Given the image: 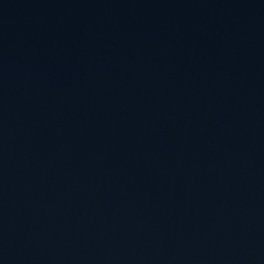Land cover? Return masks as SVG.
Here are the masks:
<instances>
[{
	"label": "water",
	"instance_id": "obj_1",
	"mask_svg": "<svg viewBox=\"0 0 264 264\" xmlns=\"http://www.w3.org/2000/svg\"><path fill=\"white\" fill-rule=\"evenodd\" d=\"M0 264H264V0H0Z\"/></svg>",
	"mask_w": 264,
	"mask_h": 264
}]
</instances>
